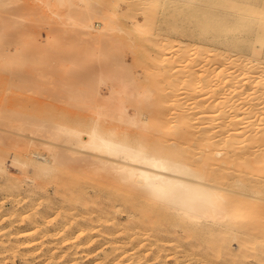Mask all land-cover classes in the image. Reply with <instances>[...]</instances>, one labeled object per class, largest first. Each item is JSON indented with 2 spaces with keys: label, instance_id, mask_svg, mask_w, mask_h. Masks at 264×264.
<instances>
[{
  "label": "bare ground",
  "instance_id": "1",
  "mask_svg": "<svg viewBox=\"0 0 264 264\" xmlns=\"http://www.w3.org/2000/svg\"><path fill=\"white\" fill-rule=\"evenodd\" d=\"M41 18L54 46L11 49ZM1 30V64L18 67L4 90L58 97L29 105L53 118L0 126L3 186L18 183L4 154L28 184L9 212L0 206V264L23 248V264H264V0H0ZM112 32L135 34L134 64L96 62L87 42ZM73 45L93 58L78 73ZM74 86L87 111L70 115Z\"/></svg>",
  "mask_w": 264,
  "mask_h": 264
},
{
  "label": "rangeland",
  "instance_id": "2",
  "mask_svg": "<svg viewBox=\"0 0 264 264\" xmlns=\"http://www.w3.org/2000/svg\"><path fill=\"white\" fill-rule=\"evenodd\" d=\"M168 5H169V3H168ZM42 18L39 20V22H37V25L32 26L31 28L28 27L27 28L28 29L27 31H25V32L24 31H21L19 34L15 35V36L12 35V37L10 39H7V42L9 41L11 43V45H10L11 49L12 48H16V49H20V51L25 50V51H27V54L32 55V53H33V51L35 49H38L39 48V50H44L46 48H49V47L54 46L53 45V39L52 38L51 39H46L47 36L53 34L49 30L50 28L48 27V25H51V20L50 19H42ZM1 31H0V52L6 54V56H8L9 55L8 54L9 51H7V50L4 49V46H5L4 45V41L6 40V37H4L3 31H2V33H1ZM7 33H10V32L8 31ZM159 38H162V37L161 36H158V37L154 36L155 42H158L159 41ZM87 43L90 44L88 47L89 48L92 47V50L93 49H97V47L101 49L100 53L98 55H96V58H95V60H96V62L98 64H101L103 66H112V65H117V64H119L121 62H125V63H128V64H130V63L134 64L135 63V61H134L135 60V55H134L133 51L135 50V47H136V45H135L136 44V37H135V34L133 32H127V33H125V32H112V33H109L108 35L104 36L99 42H95V43H93V42H87ZM73 46L75 47V45H73ZM26 48L28 50H26ZM81 49H83V47ZM79 50H80L79 48H76L75 47V50L71 53V55H73L74 58H76V60H73V63H76V65L73 66L71 64V67H69L71 73L72 72H77L78 73L79 69L84 64H86V63H92L93 62V58H90L89 56H85V59L81 58V56H80L81 53L79 52ZM19 52H18V50H12V53H13V55L15 57L19 54ZM1 63L2 64L4 63V60L3 59L0 60V64ZM132 64L129 67V69L132 70L130 72L132 74H134L135 76L144 79L146 77V75H147L146 71H144V73H143L144 67L142 69V67H141L142 65L136 66L138 63H136L135 65H132ZM19 67H22L23 69H26L27 68V66H25V65L19 66ZM17 68L18 67H15V66H13V67H7V68H5L4 65L0 66V114H1L0 115V126H2V128H11V127H14L15 124H16V121H15L16 119H19L21 117L26 119V118H29L30 117V113L31 112H32L31 113V116H33L32 115L33 113H37L35 111L28 112L29 111V105H31L32 103L40 104V103H45V102H49V101H57L56 98L58 96L53 97L50 100H47L46 99V93L44 91H40L39 93H36L34 95L30 94V92L28 94H26L24 92L23 94L26 95V96H28L26 98H23V97H20L19 95L14 94L13 91H11V90L5 91L4 90L5 83L8 81V79H11L13 77L8 72H11V71H13V70H15ZM31 68L32 67H29V69H31ZM39 69L41 70L40 67H39ZM46 73L47 74L44 73L46 76L42 78L43 80L47 79L48 74H49V71H46ZM76 75L77 74H75L73 76H76ZM23 78H24V76L19 71L18 72V76L16 77V79H18L20 81V79L23 80ZM74 82H75V80H74ZM87 83H88V81L86 82V85H87ZM74 84H76V82ZM14 85H16V84H14ZM80 85H81V87H78L79 85L76 86V87H78L80 89H84L85 86H86L85 84L83 85L82 83ZM83 86H84V88H83ZM76 87L74 86V88H73V89H75V91L78 90V88H76ZM14 88L16 90H18L19 89V86H14ZM103 92H104L103 94H108L107 91H103ZM75 95L76 96H78V95L80 96L81 94H78V91L75 92V93L73 92L72 99H71V103H70V105H67L66 106V107L70 108V110L74 111V112L71 111L70 115H74L72 113H75L76 114L79 111H82L83 110L82 108H84L82 105H80L79 101H77V99H76L77 97ZM10 103H13L14 105L21 103L22 108H20L19 106H15L14 107L16 110H21V112H18V113L15 112V114H13L11 112H9V113L7 112L6 113V110H8L7 107L9 106ZM22 103H27V105H23ZM68 108H67V111L69 110ZM52 110L53 111H56L54 109H52ZM85 110L86 109H84L83 111L86 112L87 110L86 111ZM40 111H38L39 113H37V114H39V116H40V114H41V116L42 115L44 116L45 113L46 114L49 113L47 111L46 112L44 111L43 114H42V113H40ZM53 111H51V114H52ZM60 113L58 114L59 116H60ZM79 113H81V112H79ZM46 114H45V116L47 117ZM51 114L50 113L48 114L49 117L51 116ZM53 115H54V113H53ZM52 116L50 118H53L56 115H54L53 117ZM62 116H63V114H61V116L59 118H62ZM46 117H43V118H46ZM39 118H41V117H39ZM152 122H155V120H152ZM3 134H5V133H3ZM21 141L22 142H26V141H24V139L21 140ZM34 146H37V144H35L33 146H30L29 147V150L35 149ZM37 148H40V146L37 147ZM41 152H45V151L44 150H41ZM4 155L7 157L6 164L8 166L9 172H10V174L12 176L9 179V181L16 180L15 182H18L19 183L20 182L19 179L21 180V178L24 176L23 171H21L20 168L16 167L14 164H12V162H11L12 159H11L10 156H8L7 154H4ZM29 170L32 171L31 168ZM33 176H34L33 175V172H31L29 174L28 178H27V180H28V182L30 184L32 183L31 181H32V177ZM81 181H84V179L81 178ZM21 182H22V180H21ZM4 183H5L4 179L0 177V206L2 205L3 202L6 203V204L8 203L5 208L1 209L2 212L7 213L9 211H4V210L6 208H10L12 206V205H10L11 204L10 201L13 200V199H20V198L24 197L23 196V195H25L24 194L25 193L24 191H25L26 188H28V184H27V182L19 183L20 187H18L19 186L18 183H9V184L3 186ZM45 183H46L45 185H46V188L49 191V193H53L54 189L56 188V184L53 181H50V180L45 181ZM13 190H17L19 193L18 192H14V194H16L14 196ZM11 192H12V195L10 194ZM74 193H75L74 190H67L64 194H60L59 196H61L62 198L66 199V202L70 203L74 199V196H76V193L75 194ZM27 194H29L30 196L33 195V193H31V192H27ZM33 198H35V197L33 196ZM80 200L81 199H79V201ZM43 201H44V199H43ZM75 201L76 200L74 199V201L71 202V204L72 205H73V203L76 204L77 201L76 202ZM92 204L95 205L94 202H92ZM77 206H78L77 209H79V205L78 204H77ZM74 207H75V205H74ZM18 209H21L22 211L24 210L22 207L21 208L18 207ZM73 210L75 211L76 209H73ZM79 210H78V212H79ZM51 211H53V215H52ZM51 211H48V215L50 216L49 217V220H52L53 221V219L56 218L54 220L57 221L59 219V216L57 217V213L58 212L60 213L61 211L58 210V209L57 210L56 209H53ZM18 213L19 212L17 210L16 211V215ZM63 213H66V211H63ZM73 213L75 214V213H77V211L76 212H73ZM4 220H6V222H7V219L0 220V221H2L0 223V225H2V226L4 225L6 228L8 227V229H9L10 226L8 225V223H5ZM23 225L21 224V227L24 229ZM51 225H52V223L50 224V226ZM2 226H0V227H2ZM5 227L3 228V230H5ZM2 239L3 238L0 239V247H1ZM55 241H54V243H51L52 241L51 242H48V243H46L47 245H44L43 247H45V246H47V247H49V246L50 247L56 246V243H58V242H55ZM95 245H96V243L93 245V249L94 250H96V248H97V245H96V247H94ZM98 245H99V243H98ZM234 246L236 247L237 245L235 244ZM22 248L23 247H21V249ZM23 249L20 250L21 251V254L23 252L24 253H27V250L25 248H23ZM39 250L37 249V252L39 254L45 255V253H40L41 251H39ZM18 254H20V252ZM20 255L19 256L17 255L18 257L17 256H13L14 259L12 257H10L8 259V262L13 263V261H16L17 264H23V262H22V257L23 256H20ZM95 259L96 258H94L92 260L90 259L91 261L89 260L88 262L92 264L95 261ZM170 264H173V263H170Z\"/></svg>",
  "mask_w": 264,
  "mask_h": 264
},
{
  "label": "snow or ice",
  "instance_id": "3",
  "mask_svg": "<svg viewBox=\"0 0 264 264\" xmlns=\"http://www.w3.org/2000/svg\"><path fill=\"white\" fill-rule=\"evenodd\" d=\"M163 162H156V166H161Z\"/></svg>",
  "mask_w": 264,
  "mask_h": 264
}]
</instances>
